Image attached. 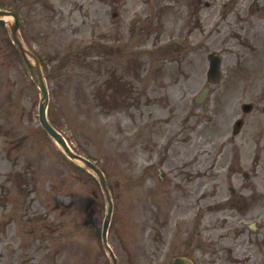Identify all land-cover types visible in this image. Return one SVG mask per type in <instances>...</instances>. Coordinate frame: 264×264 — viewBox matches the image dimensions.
<instances>
[{
  "label": "rangeland",
  "instance_id": "obj_1",
  "mask_svg": "<svg viewBox=\"0 0 264 264\" xmlns=\"http://www.w3.org/2000/svg\"><path fill=\"white\" fill-rule=\"evenodd\" d=\"M1 6L18 12L25 46L42 63L49 120L107 177L115 204L109 243L119 264H170L177 254L196 264H264L260 111L232 134L242 103L264 104L262 83L240 67L264 55V0ZM214 52L222 76L209 84ZM206 85L210 96L197 105ZM40 97L0 26V264H112L101 238L102 189L41 127ZM230 187L240 215L223 205Z\"/></svg>",
  "mask_w": 264,
  "mask_h": 264
},
{
  "label": "water",
  "instance_id": "obj_2",
  "mask_svg": "<svg viewBox=\"0 0 264 264\" xmlns=\"http://www.w3.org/2000/svg\"><path fill=\"white\" fill-rule=\"evenodd\" d=\"M3 15L13 16L17 21V17L14 13L0 12V16H3ZM0 24L5 25V22L0 19ZM18 28H19L18 23H16L14 26L11 27L13 40H14L15 44L19 47V49H20V51H21V53H22V55L26 61V64L30 70V73L32 75L34 82L39 86V88L42 91V99L40 102V122H41L42 126L49 132V134L52 137H54L62 145V147L64 148L66 153L72 159H76V160L81 161L89 170L94 172L102 184V187H103L105 195H106V199L108 201V214H107L106 220L104 222V228H103V240H104L105 244L107 245V230H108L109 223L111 220V215H112V211H113V203H112L111 196H110L107 184H106L105 177H104L103 173L94 164H92L91 162L82 158L81 156L72 153L70 148L66 144L64 138L55 129H53L51 127V125L48 123L47 118H46V107H47V104L49 101V95H48V90H47V87H46V84L44 81V76H43V73H42V70L40 68L39 61L37 60V58L34 55L29 54V56L34 60V63H33L29 59L27 51L23 48V44H22V42L18 36ZM210 60H211V65H210V70L208 73L209 80L210 81H216L220 75L219 66H220L221 60H220V57L218 55H211ZM207 92H208V89H205L204 92L197 99V102L201 103L205 99V97L207 96ZM108 250L111 254V257L113 259L114 264H117V261H116L114 255H113V253L109 247H108ZM172 264H193V262L184 256H178L172 260Z\"/></svg>",
  "mask_w": 264,
  "mask_h": 264
},
{
  "label": "flooded vegetation",
  "instance_id": "obj_3",
  "mask_svg": "<svg viewBox=\"0 0 264 264\" xmlns=\"http://www.w3.org/2000/svg\"><path fill=\"white\" fill-rule=\"evenodd\" d=\"M262 63H264V62H262ZM256 64H257V62H256ZM257 66H258V64H257ZM264 71V70H263ZM261 81H263V84H264V77L262 78V76H261ZM264 86V85H263ZM257 129H258V131L260 130V129H263L264 128V122H262V123H259V122H256V126H255ZM233 207H234V205H233ZM234 219V218H233ZM235 221H236V223H238V222H240V220L239 219H235ZM233 223V222H232Z\"/></svg>",
  "mask_w": 264,
  "mask_h": 264
}]
</instances>
